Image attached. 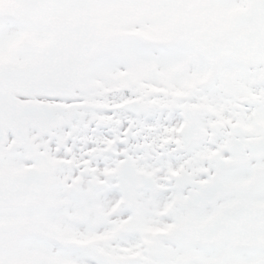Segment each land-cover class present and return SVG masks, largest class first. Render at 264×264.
Segmentation results:
<instances>
[{
  "label": "snow or ice",
  "instance_id": "snow-or-ice-1",
  "mask_svg": "<svg viewBox=\"0 0 264 264\" xmlns=\"http://www.w3.org/2000/svg\"><path fill=\"white\" fill-rule=\"evenodd\" d=\"M0 264H264V0H0Z\"/></svg>",
  "mask_w": 264,
  "mask_h": 264
}]
</instances>
